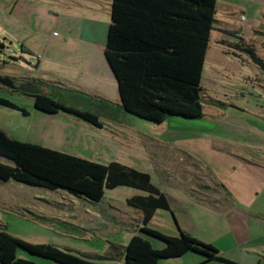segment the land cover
<instances>
[{"label":"rangeland","instance_id":"374dc122","mask_svg":"<svg viewBox=\"0 0 264 264\" xmlns=\"http://www.w3.org/2000/svg\"><path fill=\"white\" fill-rule=\"evenodd\" d=\"M111 1L0 0V78L41 80L57 89L50 88L56 100L98 113L101 124L94 137L88 131L94 127L63 113L37 111L31 98L0 85V96L28 112L23 116L17 110L0 107V129L19 141L102 165L115 161L149 174L152 184L167 194L170 205L169 211L155 212L149 227L171 236L188 235L193 241L182 257L158 264H223L206 261L209 254L241 264H264L262 253L254 252L258 244L264 245V221L251 214L264 212V193L252 206L241 200L231 202V209L198 205L188 189L162 180L159 169L166 163V148L150 140L162 139L160 125L126 113L119 100L105 104L84 94L82 87H87L90 75L71 61L76 43L73 38L84 34V21L95 19L100 24L94 36L105 44ZM260 2H217L215 29L210 35L201 80L204 117L194 122L209 125L228 137H213L215 142L224 141V147L231 144L250 149L254 165L264 167V67L255 64L246 50L252 49L264 63V3ZM48 45L50 52L46 54ZM98 52V58L104 60L103 49ZM13 81L17 85L18 80ZM54 118L59 120H51ZM174 159L178 163L184 161V156L177 154ZM0 162L12 165L5 158ZM248 167L247 176L255 178L262 172L264 178L263 168ZM237 172L239 175L241 169ZM225 183L230 187L233 181ZM210 191L207 196H216ZM233 192L234 197H240L234 188ZM138 193L142 194L118 187L105 191L101 202L90 203L62 190L0 181V230L30 244L54 245L86 261L117 264L122 258L114 246L122 249L137 234L140 215L125 201ZM146 239L154 249L163 247L158 240ZM198 244L208 248V253L196 248Z\"/></svg>","mask_w":264,"mask_h":264},{"label":"trees","instance_id":"16d2710c","mask_svg":"<svg viewBox=\"0 0 264 264\" xmlns=\"http://www.w3.org/2000/svg\"><path fill=\"white\" fill-rule=\"evenodd\" d=\"M217 2L111 1L103 55L114 76L120 105L126 113L155 125H161L169 117L187 121L204 117L201 80L210 35L215 29ZM223 43L225 40L221 45ZM247 48L253 62L264 67L262 60ZM6 77L17 79V85L39 81ZM24 95L32 99L33 108L37 111L47 115L63 113L94 128H101L98 115L66 106L54 97ZM0 107L28 116L24 108L2 96ZM0 158L12 162V165L0 162V181L13 180L49 191L62 190L90 203L101 202L105 191L118 187L141 192L125 201L128 207L139 213L140 219L137 234L127 245L122 249L114 246L122 258L117 264H158L163 260L180 258L191 249L189 245L193 241H189L188 235L171 236L149 227L155 212L169 211L170 205L167 195L152 184L145 172L115 161L102 165L19 141L2 129ZM147 237L162 242L163 247L154 249ZM196 248L208 253V248L200 244ZM47 261L55 264H99L83 260L54 245L18 240L0 230V264H50ZM206 261L241 264L214 254H209Z\"/></svg>","mask_w":264,"mask_h":264},{"label":"crops","instance_id":"0c3cea01","mask_svg":"<svg viewBox=\"0 0 264 264\" xmlns=\"http://www.w3.org/2000/svg\"><path fill=\"white\" fill-rule=\"evenodd\" d=\"M262 1L260 3H264V0ZM84 23H86V26L83 27L84 34L77 39L73 38L76 43L74 44L75 47L72 48L73 54L71 59L72 62L77 64L78 68L81 67L90 75L89 84L87 87H82V90L85 92V95H91L108 103L112 100H119L118 92H116L117 85L104 55V60L98 58V50L103 49L104 53L105 48V44H100L94 36L99 30L98 25L100 22L98 24L95 19H92L86 20ZM86 32L87 34H85ZM49 46L46 48V54L50 52V50L48 51ZM67 78L71 79L69 76ZM39 81L42 82L41 80ZM42 83L50 88H54L49 86V84ZM55 90L57 91V89ZM93 114L98 115V113ZM51 120L56 121L59 119L54 118ZM83 128H86V126H83ZM89 128L91 127L89 126ZM159 128L162 131V139L151 137L150 140L159 142L166 148L164 151L166 163L162 170L159 169V172L164 176L162 180L166 179L168 183L175 184L182 189H188L189 191H186H188V194H192L198 205L216 206V209L219 210L226 209V207L231 209V202L241 200L244 203L250 202V206H252L254 200L264 193V178L262 179L261 177L262 172L259 175H255V178L246 175L248 174L246 172L249 169L248 166L255 170L264 169V167L254 165L251 159L253 155L250 149L244 150V146L239 145L236 147L229 143H227L229 144L227 147H224V141L215 142L213 137H228L217 133L216 129L210 128L209 125L204 126V124L196 123L194 120L187 121L169 117ZM91 129H88V131L95 137L93 133L97 134V129L99 130L101 128ZM177 154H182L184 161L177 163L174 159ZM240 169L241 173L236 175ZM235 176H240L238 178L240 179L239 184ZM190 177H193L194 180ZM227 180L233 181L230 187H227L225 183ZM233 188L237 190L240 197H234ZM210 189V192H214L216 196H207L206 192H209ZM251 214L264 221V212L258 214L254 211ZM255 248L257 249L254 251L255 254L256 252L258 255L262 253L261 257L263 258L264 245L258 244ZM252 249L254 248L252 247Z\"/></svg>","mask_w":264,"mask_h":264},{"label":"water","instance_id":"95a60500","mask_svg":"<svg viewBox=\"0 0 264 264\" xmlns=\"http://www.w3.org/2000/svg\"><path fill=\"white\" fill-rule=\"evenodd\" d=\"M0 85L11 90L18 91L22 94L27 95H42L53 98L55 95L52 94L50 87L44 85L40 81H31L29 83H23L15 85L14 81L8 77L0 78Z\"/></svg>","mask_w":264,"mask_h":264},{"label":"built area","instance_id":"2783aa9c","mask_svg":"<svg viewBox=\"0 0 264 264\" xmlns=\"http://www.w3.org/2000/svg\"><path fill=\"white\" fill-rule=\"evenodd\" d=\"M262 158H263V160H264V154L262 155Z\"/></svg>","mask_w":264,"mask_h":264}]
</instances>
